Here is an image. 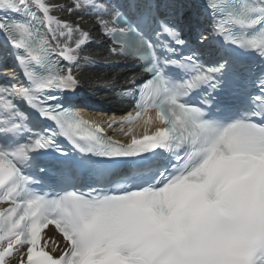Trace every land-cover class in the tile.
Instances as JSON below:
<instances>
[{"label": "snow or ice", "instance_id": "snow-or-ice-1", "mask_svg": "<svg viewBox=\"0 0 264 264\" xmlns=\"http://www.w3.org/2000/svg\"><path fill=\"white\" fill-rule=\"evenodd\" d=\"M188 6L0 0V264H264V0H205L195 23L170 11ZM57 10L94 15L106 58L146 74L125 116L72 104L94 37ZM58 137L141 171L44 191L45 158L68 155Z\"/></svg>", "mask_w": 264, "mask_h": 264}, {"label": "bare ground", "instance_id": "bare-ground-1", "mask_svg": "<svg viewBox=\"0 0 264 264\" xmlns=\"http://www.w3.org/2000/svg\"><path fill=\"white\" fill-rule=\"evenodd\" d=\"M57 1H58L57 4H59V5L68 6L67 5V0H57ZM57 14H59L63 19L70 20L71 22H76V23H79V24H84L83 22H85V20H81V19L77 18L74 14L69 16L65 12L59 11V10H57ZM97 77H98V75H97L96 72L89 71V70H86V69L81 67L80 74H79V79H80V82L82 84L83 83L85 85H87L89 83L92 84V82H94Z\"/></svg>", "mask_w": 264, "mask_h": 264}]
</instances>
